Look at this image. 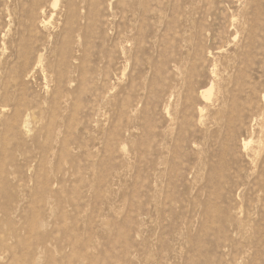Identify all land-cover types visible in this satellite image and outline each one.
Here are the masks:
<instances>
[{
	"label": "rangeland",
	"instance_id": "obj_1",
	"mask_svg": "<svg viewBox=\"0 0 264 264\" xmlns=\"http://www.w3.org/2000/svg\"><path fill=\"white\" fill-rule=\"evenodd\" d=\"M44 1L21 46L0 0V264H264V0Z\"/></svg>",
	"mask_w": 264,
	"mask_h": 264
},
{
	"label": "bare ground",
	"instance_id": "obj_2",
	"mask_svg": "<svg viewBox=\"0 0 264 264\" xmlns=\"http://www.w3.org/2000/svg\"><path fill=\"white\" fill-rule=\"evenodd\" d=\"M5 1H6V6H7L8 10L11 12V15H13V12H15V14H14L15 16L17 15L16 13H18V15H19L18 24L24 33V35L21 34V43L20 44L22 46L23 43H26V41L24 42V40L27 39V37L25 35L29 34L31 29H33L34 27L45 26L47 24L46 19H45V14L47 12L48 5L46 4V2L44 0H19L18 3H13L14 5L7 3L8 0H5ZM82 1L84 2V0H82ZM69 4L73 5L74 0L69 1ZM91 4H92V2H91ZM13 6H14V8H13ZM86 18H87V16H86ZM89 18H90V16L88 17V19ZM28 39H30V38H28ZM138 50H139V48H138ZM38 52L40 53L39 49H38ZM28 56H29L28 49L25 47L22 49V47H21V50L19 51V57L27 60ZM180 65L177 64L176 67L182 69V66H180ZM214 73H215V77H217L216 71ZM184 78H185V80H184L185 82H187V83L190 82V79H191L190 77L184 76ZM214 81H215V79L211 78V82H210L211 86L208 88L205 87L206 90L204 88H203L204 90L201 89V91L199 92L200 98L202 97L205 100L207 99L208 102H211V100L212 101L214 100V98H212L213 90H214L213 89L214 88Z\"/></svg>",
	"mask_w": 264,
	"mask_h": 264
}]
</instances>
